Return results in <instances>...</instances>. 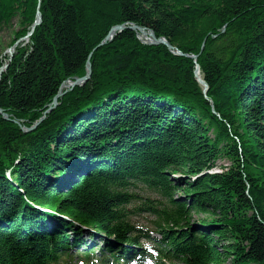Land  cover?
Returning a JSON list of instances; mask_svg holds the SVG:
<instances>
[{"label":"trees","instance_id":"16d2710c","mask_svg":"<svg viewBox=\"0 0 264 264\" xmlns=\"http://www.w3.org/2000/svg\"><path fill=\"white\" fill-rule=\"evenodd\" d=\"M37 12L0 77V264H66L99 234L119 264L144 235L136 182L172 264H264V0H0L11 46Z\"/></svg>","mask_w":264,"mask_h":264},{"label":"rangeland","instance_id":"374dc122","mask_svg":"<svg viewBox=\"0 0 264 264\" xmlns=\"http://www.w3.org/2000/svg\"><path fill=\"white\" fill-rule=\"evenodd\" d=\"M17 18L13 19V21L11 22L10 26H5L3 28L0 29V61H1V66H3L5 63H9V56H13V54L15 53L16 47L17 46H22V45H26L27 44V39L25 38H19L17 40H20L19 43L13 47V45L11 46V41L14 37V32L17 29ZM138 37L139 39L141 38L142 40H149L146 39V35L144 34V37L141 36V33H138ZM148 38V37H147ZM140 39V42H141ZM16 40V41H17ZM103 42V41H102ZM10 51V52H9ZM12 58V57H11ZM193 59V58H192ZM197 59V56H196ZM196 59L194 60L196 62ZM0 66V67H1ZM6 69V68H5ZM4 69V70H5ZM201 72L199 71L198 74L200 75L201 78ZM201 85V84H200ZM202 86V85H201ZM203 88V86H202ZM203 92V90H202ZM135 97H141L140 95H133ZM27 128H25L26 130ZM228 162L225 161V159L221 158L216 160L215 162V166L212 168L213 171H218L219 170V166L220 165H226ZM71 173L72 171H70L68 176V180H70L71 178ZM62 175L58 176L61 177ZM177 177V176H174ZM128 192L134 194V198L130 200V203L126 206V219L131 222L132 224H136V226L141 227V228H148V229H153L154 225L152 224L153 221V216L152 215H146L145 212H140L142 214H136L135 213H131L135 207L139 206V207H143V203L146 202L147 200H152L153 202H156L157 200H159V197L154 194L153 192H151L145 184L140 183V182H136L134 186H130L128 188ZM178 194H176L177 196ZM204 214H200V213H196L194 216V220L197 221V219L203 217ZM87 231V230H86ZM90 232L87 231L86 234H89ZM153 237L157 236L155 234V232H153L151 234ZM104 236L102 234H99V236L96 235V237L94 239H92L91 243L94 244V249H97L100 245H102V241H103ZM78 250H74L73 249V253H74V259L71 261V264H76L77 259H76V252ZM99 253V252H97ZM226 263H229V260H227ZM78 264V263H77Z\"/></svg>","mask_w":264,"mask_h":264},{"label":"water","instance_id":"95a60500","mask_svg":"<svg viewBox=\"0 0 264 264\" xmlns=\"http://www.w3.org/2000/svg\"><path fill=\"white\" fill-rule=\"evenodd\" d=\"M40 20H41V15H40V12H37L36 13V18H35V21L33 22L32 26H31V29L30 31L27 33V35L24 37L25 39L28 40V37L31 35L33 29L35 28V26H37L39 23H40ZM124 28V25H116L114 27L111 28L109 34L106 36V38L103 40V42H105L106 40H110L112 38V36L115 34L116 31H120ZM128 28H130L131 30H134L137 32V38L138 40L140 41L139 37H138V33H143L145 34L147 37H148V41L147 40H142L141 39V43L143 44H153V45H157V44H163L165 45L169 50L172 51V53L174 54H177V55H183L185 57H190V58H193L194 60L196 59V56L195 55H188V54H183L181 53L178 49H176L175 47H173L167 40L165 37H157L153 30L151 29H147L143 26H139V25H136V24H131L130 26H128ZM21 40V39H20ZM20 40H17L14 44H13V47H15ZM102 42V43H103ZM10 52V51H9ZM12 55V54H11ZM9 56V60L11 59L12 56ZM90 55L91 53L88 55V58H87V61H86V73L84 76L82 77H76L74 78V80L72 81H69V80H66L65 82L67 83L68 82V85H67V88L68 89H71L72 87L76 86V85H82L90 76L91 74V65H90V61H89V58H90ZM8 64L5 63L3 66L0 67V77L2 75V73L5 71L4 69L7 68ZM197 73H198V68L195 67V77H196V80L198 81L199 84H201L203 86V93L205 94L206 90L208 89V86L207 84L204 82V80L200 77L197 76ZM65 82H63L60 87H59V91L58 93L53 97V100H52V103L49 105L48 109L45 111L46 113L49 112L50 110H52L56 104H57V99L58 97H60L61 95L64 94V92L61 91L63 85L65 84ZM0 113H2L1 109H0ZM3 117L5 119H7V115L3 113ZM43 117L40 118V120H42ZM39 120V121H40ZM38 121V122H39ZM38 122L35 124V126L38 124ZM35 126H31L29 128H27L25 131H32L34 130Z\"/></svg>","mask_w":264,"mask_h":264},{"label":"bare ground","instance_id":"6f19581e","mask_svg":"<svg viewBox=\"0 0 264 264\" xmlns=\"http://www.w3.org/2000/svg\"><path fill=\"white\" fill-rule=\"evenodd\" d=\"M141 36L144 37V34L141 33ZM146 39H148L147 36H146ZM196 68H198V67L196 66ZM198 72H199V70H198ZM197 76L200 77V75L198 73H197ZM69 81H71V80H69ZM67 85H68V82L67 83L65 82V84L63 85L61 91L64 90V89H66L67 88Z\"/></svg>","mask_w":264,"mask_h":264}]
</instances>
